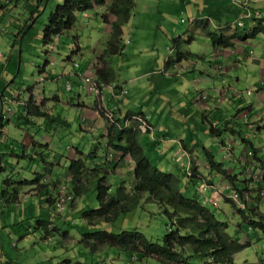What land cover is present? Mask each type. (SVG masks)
<instances>
[{"label":"rangeland","instance_id":"rangeland-1","mask_svg":"<svg viewBox=\"0 0 264 264\" xmlns=\"http://www.w3.org/2000/svg\"><path fill=\"white\" fill-rule=\"evenodd\" d=\"M63 2L64 0L41 1L33 22L29 21L30 13L22 8V3L17 7L16 2H11L12 7L4 13L5 19L2 21V27H6V23L12 20L19 21L21 25L26 24L28 27L21 40L23 43L21 60H18L21 42L17 44L18 55L14 59L15 68L11 79L14 80L12 93L13 95L17 92L22 94L23 104L20 103L18 107L11 104L7 107L14 114L12 119L14 124L21 120L25 121L23 131L10 129L9 133L0 138V264H65L66 261L69 264H96L101 261L106 264H159L153 258L138 260L115 248H107L103 252L91 255L80 243L84 233L95 229L112 233L137 229L150 241L161 242L167 234L168 221L160 213L156 204L145 202L146 195L133 211L113 224L99 223L91 228L81 218L82 212L99 206L94 183L96 172L106 177L107 185L111 190L118 180L127 190L133 183L134 162L129 156H125L117 162V166L113 167L110 164L113 159L105 160V152H109V149H104L106 135L112 124L100 113L99 103L95 101L96 97L88 93L85 86H79L80 80L74 76L70 78L63 76L65 74L69 76V71L75 69L74 64H91L97 56L96 53L103 51L110 32L109 27L101 19L106 8L88 11L87 17H84L82 13L77 14L75 29L62 36L61 46H58L57 50L53 49L45 53L47 49L43 47L41 40L44 26L50 12ZM31 3L27 1L24 4L36 6L35 0ZM0 9L4 8L0 7ZM102 11L103 14H101ZM255 11H258V17L249 21L248 12ZM198 13V18L202 15L206 19L195 20ZM210 18L211 21H209ZM200 21L207 23V29L212 33H222L225 37H230L234 33L244 36L255 24L259 26L264 21V0H135L131 21L123 28L124 49L121 54L110 58L109 64L120 83L127 82L128 78H137L142 75V86L139 92L130 94V100H125V105L121 104L119 99L114 98L110 101L116 103L123 115L127 112L137 114L140 109L150 114V105L154 110H156L155 107H159L157 109L159 112L151 121L159 137L171 142L173 147L180 149V153H182L180 143L190 151V162H196L197 165L196 177H192L195 181L197 180L196 188L204 182L217 187L216 191L208 193V196H211V202H216L217 207L207 202L206 206L214 213L217 220L230 223L228 234L233 236L238 230L239 223H243L238 213L243 203L246 202L249 209L264 214V201L260 196L264 187L258 185L260 182L256 183L263 173L259 169L257 171L260 173L253 171L254 166L251 167L248 164L251 160L247 153L243 154L241 151L242 144L235 142V139H238L237 136L234 138L226 131L222 122L217 127V130L221 131L219 136L209 131L210 123L215 120V117L210 114L215 106H219L224 114L222 118L225 122L227 120L225 113L235 109L234 102L238 101L237 104L243 105L242 103L246 100L256 101L255 93L261 78L259 72L261 69L264 70V64L252 63L246 57L247 54L242 56L233 54L231 59L219 56V51L215 50L222 51V48L212 46L201 29L203 23L200 24ZM238 23H242L243 27L238 28ZM7 31L8 35H3L1 38L12 44L14 26H7ZM71 34L78 35L82 55L77 57L76 53V58L70 64L65 60L77 46L74 45V38L69 36ZM233 40L238 41V39ZM262 48H264V40L259 35L250 39L247 47L238 44L234 53L246 49L255 53L257 57ZM4 49L5 47L2 48L3 51ZM176 49L185 55L190 54V59L164 73L165 62L169 58H175ZM234 61L237 69L233 67L224 79H217L215 84L211 85L210 83L201 84V79L199 81L201 77L202 80L208 81V75L211 77L214 75L217 78L220 73L223 74L221 67H228ZM47 62L48 65H46ZM96 63L97 58L93 67ZM43 69L45 73L42 74ZM192 69H197L198 72L192 71L186 74ZM52 72L58 75L57 82L47 81ZM174 75H178L179 79L174 78ZM91 76L94 77V75L85 77L91 78ZM51 85L54 91L49 94ZM68 85L71 91L66 89ZM108 87H102V99L106 106L109 102ZM194 89L205 90L206 94L202 91L195 92ZM31 94L33 98L51 99L48 102L40 100L35 103L40 104L43 101L41 110L49 116L52 114L58 121H66L68 124L62 125L59 122L36 117L25 119L24 107L27 106L26 103ZM56 96L60 97L61 105L55 104ZM127 96L128 90L124 98ZM216 96L222 97L224 102L216 103ZM150 98L152 102L148 104L147 100ZM78 100L87 107L84 118L81 114L83 112L76 106ZM73 103L74 106H72ZM202 104L209 107L206 108ZM243 111L245 112L246 109ZM7 113L10 111H6L4 116ZM157 115H161V122H156ZM202 116H210V119H207L209 123L205 122ZM20 117L23 118L20 119ZM38 123L42 125L38 127ZM131 124L133 125V122ZM253 132L255 133L254 130ZM146 133L152 134L153 128L148 129ZM146 135L141 132L143 139H146ZM142 143L146 147V141L142 140ZM158 146L157 151L163 149L162 143ZM77 149L83 154L80 155ZM205 149L214 155L216 161L224 165V169L231 176L236 177V187L244 191L240 204L234 201L226 202L235 190L230 188L224 176L214 172L212 174H215V177L208 174L210 170L205 164ZM91 150H94L97 165H90L86 154ZM155 154L157 152L146 153L154 166L166 173L175 172L170 170L169 166L163 170L161 164L155 160ZM192 156L195 161L192 160ZM256 156H258L257 153ZM255 158L252 159L254 165L264 163L261 157H258L259 160ZM71 160H82L87 167L86 176L78 183L86 190L75 198L68 171ZM184 162L186 164L185 160ZM190 165L191 163L185 167L184 171L174 174L180 178L184 177L183 173L191 171ZM38 175H41L40 185L44 184L43 189L25 185V181L31 183ZM15 190L18 192L20 190L18 201L9 203L10 194ZM45 190L48 192H44ZM41 192H44L43 195L52 202H47L44 197H41ZM214 192L222 194L215 198L210 195ZM54 195V200L71 196L72 201L70 203H66L69 200L64 201L57 211L53 207L52 196ZM260 209L262 211H259ZM65 210L68 211L67 215L63 213ZM56 212H59V216L51 222L47 235L37 221L48 220L47 214H56ZM48 221H51V218ZM238 237L242 244L248 243L250 246L234 255L235 264H264V237L243 226Z\"/></svg>","mask_w":264,"mask_h":264},{"label":"trees","instance_id":"trees-1","mask_svg":"<svg viewBox=\"0 0 264 264\" xmlns=\"http://www.w3.org/2000/svg\"><path fill=\"white\" fill-rule=\"evenodd\" d=\"M27 1L31 3L33 0H8L7 2L10 4L11 2H16L18 4L17 7L22 3V8L30 13L29 21L33 22L35 15L39 11L37 9L41 6V1L45 2L47 0H35L36 6L30 4L26 6L24 3ZM102 7L106 8V12L101 15V19L109 27L110 32L109 39L102 53L97 57V63L93 70L94 76L100 85H111L115 82V72L109 64V60L113 56L121 54L124 49L123 28L131 21L135 9V0H64L61 5H57L55 10L50 12L41 40L43 47L47 49L45 53L53 51V49L57 50L59 45L57 39L61 41L62 36L72 31L77 23V14L102 9ZM202 23L201 29L205 37L210 40L213 47L222 49H233L235 46L233 39L241 41L254 38L264 31L261 26V23H264L263 21L244 36L234 33L230 37H225L222 33L208 31L207 23L204 24L203 21H200V24ZM27 27H25L23 33H25ZM75 48L67 59H70L71 56L79 51V47L75 46ZM176 52L175 58H169L165 62L164 68L166 70L190 59V54L185 55L177 49ZM46 65H48V62ZM26 105L24 107V117L27 120L29 117H36L67 125L66 122L58 121L57 118L51 117L48 113L41 110L43 101L40 104H36L33 96L28 98ZM209 117L205 116L202 118L209 123L207 121V119H210ZM123 120L116 116L115 124L119 126L111 125L108 128L104 149H109L111 152L113 160L110 161V164L113 167L117 166V162L125 156H129L133 160V183L126 190L125 186L118 180L111 190L107 185L106 177L100 176V173L96 172L97 176L94 183L99 206L96 209L82 212L81 218L91 228H94L99 223L113 224L122 216L133 211L146 195L145 202L156 204L160 213L167 218V234L161 242H152L137 229L119 233L95 229L84 233L80 241L91 255L103 252L107 248H115L120 252H125L138 258V260L153 258L159 264H235L234 255L250 246L248 243L242 244L240 242L238 236L242 231V226L264 237V214L254 209H249L246 202L242 204V209L238 210L243 220V223H239L238 230L240 232L236 230L233 236L228 234L230 223L216 219L214 213L206 206L204 197L200 195L198 188H196L195 182L197 180L195 181V178L192 177H196L197 165L193 161L190 162L191 175H193L191 177H187V174L183 173L184 177L180 178L177 174L160 170L144 154L140 144L141 131L137 128V124L135 126L122 127ZM219 120L216 121L217 124L215 126L213 125L215 120L210 123L209 131L212 134L220 135L221 131L217 130L220 122L224 124V129L230 134L234 135L236 133L231 130L232 128H227V123L225 124L227 121L224 122V119ZM251 149L255 155L257 150L253 146ZM77 151L80 155L83 154L82 151L78 149ZM93 152L94 150H91L86 155L89 158L90 165H97L95 153ZM107 152H105V155ZM205 154V163L208 165L209 170L224 176L228 180L230 188L239 194L240 202L244 191L236 187V177L231 176L224 169V165L215 160L211 152L205 149ZM260 167L262 166L260 165ZM68 171L73 185V197L75 198L86 190L78 183L86 176L87 167L82 160H71ZM40 179L41 175H38L33 182L25 181L24 183L25 185H30V187H38L40 190L44 187V184L40 185ZM19 192L15 190L14 193L10 194L9 203L18 201ZM44 192L47 193L48 191L45 190ZM44 192L41 193L43 194ZM207 198L211 199V196L207 195ZM52 200L54 202V210L58 211L57 203L59 199ZM71 201L72 197L70 196V200L66 203ZM47 202L52 201L47 200ZM226 202L230 203L233 201L227 198ZM56 216L59 215L57 214ZM51 217V221H48L49 219L43 221L39 219L37 221L44 228L47 235L51 222L58 218L54 217V215ZM51 231H53V228H51ZM65 264H69V262L66 261ZM96 264L106 263L101 261Z\"/></svg>","mask_w":264,"mask_h":264},{"label":"crops","instance_id":"crops-1","mask_svg":"<svg viewBox=\"0 0 264 264\" xmlns=\"http://www.w3.org/2000/svg\"><path fill=\"white\" fill-rule=\"evenodd\" d=\"M7 1L8 0H0V7L4 8V9H0V138L5 136L7 133H9L10 129H16L18 131H20V130L23 131L22 127L24 126L23 124L25 122V121L21 120L18 123L14 124L13 121H12L14 114L12 113V110L7 109V107L10 106L11 104L13 106H17V107L20 106V103L23 104V102H21L22 94H18L19 92H17L16 95H13V93H12V91H13L12 84H13L14 80L12 81L11 79H12V71L15 68L14 59L18 55V50H17L18 42H21V48H20L18 60L22 59L23 43H22L21 40L23 38V35H24L23 32H24V29L26 27V24L25 25H21L19 23V21H17V22L13 21V20L9 21V22L6 23V25L9 26V27L10 26H14V28H15V31L12 33L13 42L11 44L10 41L6 42V41H4L1 38L3 35H8V33H9L7 31V26L6 27H2V21L5 19V14L4 13L6 11H8L12 7L11 4L8 3ZM6 3H7V5H6ZM235 10H236V8H235ZM82 14L85 15L84 17H87V13H82ZM101 14H103V11H102ZM196 16H197V18L195 20H201V19L205 18V17L203 18L202 15H201V17L198 18L199 13ZM209 21H211V18L209 19ZM249 21H251V20H249ZM254 24L255 23L252 21V25H254ZM256 26H258V25L255 24L251 29L255 28ZM261 26H262V30H264V28H263L264 24H262ZM75 27H76V25H75ZM75 27H74V29H75ZM220 28L222 30V27H220ZM2 30H4L5 32H2ZM259 35L264 40V31H263V33H260V34L256 35L255 37H257ZM69 36L74 38V40H73L74 41V45H77V47H79V51H77V55L76 56L77 57L81 56L82 55V50H81V47H80L78 35L77 34H71ZM250 39H253V38H250ZM250 39L241 40V41H234L235 42V46H234L233 49H221L222 51H220V50H215V51H219V54H220L219 56L225 57L227 59L233 58L232 57L233 54H237V55L240 54L241 56L247 54L246 57L248 59H250L252 61V63L259 64V65L260 64H264V48H262L261 51H259V54L257 55V57H255V55H254L255 53H253L251 51H247L246 49H243L241 52L236 51L237 53H234V51L236 49V46L238 44H242V45L247 47L248 46V41ZM57 42H59L58 46H61L60 40L57 39ZM4 47H5V49H4L5 51L2 50V48H4ZM223 50H225V51H223ZM101 53H102V50L98 51L96 53V55L98 56ZM76 56L73 55V57H70V60L66 58L65 61L67 63L71 64L73 62V59L76 58ZM97 56H95V59L97 58ZM95 59H93L92 63L89 64V65H87V63L85 65L78 64V67L75 68L77 70H75V69L72 70L71 69L69 71V73H68L69 76H66V74L63 75L62 73H61V76L63 75L65 78H70V77L74 76L78 80H80L81 84L79 86H83L82 78L85 77L86 75H94V73H93V63L95 62ZM235 61H236V59H235ZM235 61L232 62V64L230 66H228V67L222 66L221 70H223V74L220 73V75L217 78L214 75L212 77L208 75L209 80L208 81H204V80H202V77H201V75L199 73V77H201V78H199V81L201 79V81H200L201 84L210 83V85H211V84H215L214 82L217 79H224L225 77H227V73L229 71H231V69L233 67H235V65H234ZM179 65H181V64H179ZM175 67H172V68H175ZM172 68H170V69H172ZM235 68L237 69V66ZM170 69L166 70L164 68L163 72L165 73V71H168ZM192 71L193 72H198L197 69H192L190 71H187L186 74H188V73H190ZM90 72H92V74H89ZM43 73H45V69H43L42 74ZM259 73L261 75V78H260V82L258 84L259 88L256 91L257 93H255L256 101H254L252 99L251 100H246V101H244L242 103L243 105H239V104H237L238 101L235 100L236 102L233 103L236 106V107L235 106L233 107L235 109L234 110L231 109L230 113L229 112L225 113V115L227 117L226 121H228V122H225V124L227 123L226 124L227 128H232L231 130H234L235 132L239 131V133L237 132L236 135H232V136H234V138H236L235 136H237V138L239 139V140L235 139V142H236V144H237V142L242 144L241 151H243V154H245L248 151H251L252 150L251 147L253 146V148L257 150L258 156H256V153H255L256 158L258 159V157H261L262 160L264 161V70L261 69V72H259ZM57 76L58 75L56 73L52 72L49 75L47 81L48 82H52V81H54V82L56 81L57 82ZM141 76L142 75L138 76L137 78H132V79L128 78V80H127L128 86H127V82L120 83V80H117L116 76H115V83L112 85V87L117 85L118 86L117 89L124 88V90L126 91V94H127V90H128V96L127 97H125V98L124 97L117 98V99H120L121 104L125 105L126 104V103L124 104L125 100H130L129 99L130 94H136L137 92H139V89L142 86V83H141L142 82L141 81L142 77ZM174 78L179 79V76L178 75H174ZM157 80H158V78H157ZM194 82L196 84V81H194ZM9 83H10V85H8ZM129 86H131V88H129ZM49 88H50L49 89V94H50V93H52L54 91V87H53V85H51ZM112 90L113 89L109 86L108 87V91L109 92H108V95H107L109 102L107 103V108L113 110L114 113L116 114V116L120 117L122 120L123 119L125 120V118L127 116L133 115L134 113L127 112L125 115H123L121 109L119 107H117L116 103L110 101L111 99H113L112 98L113 97ZM114 90H115V92L118 91L116 89H114ZM194 90H195V92L196 91H202V92H205V94H206L205 90H202V89H197V90L194 89ZM249 94H251V93L249 92ZM30 96H33V95L31 94V95H29V97ZM151 98H150V100H147L148 104H149V102L150 103L152 102ZM34 100L35 101L47 100V102H48L51 99H48V98L40 99L38 97H34ZM219 101L220 102H224V99L222 97L216 96L215 102L216 103H220ZM225 101L230 102V100H225ZM55 102H56L55 104L61 105L60 104L61 103L60 97L56 96ZM202 105H205V104H202ZM216 105H218V104H216ZM53 106H55V105H53ZM72 106H74V103L72 104ZM76 106L80 108L81 112H83L81 114L83 115V118H84L85 114L87 113V107L83 103H80L79 100H78ZM113 106L117 107V109H114ZM207 107H209V106H206V108ZM155 108H156V110H154V108L150 105V107H149L150 114H147V112L145 110H143V109H140L137 112V114L140 113L142 116H144L145 120L149 123V125L153 127V133L152 134L144 133V134H147L146 135V139H143L142 136L140 137V144H141V146L143 148V151H144L145 155L148 152H150V153L157 152V154H155V160L157 161V163L161 164V166L163 167V170H166V168L169 166L171 168L170 170H175V172L173 171V173H180V171H184L185 167H187L190 164V161H191L190 160L191 159L190 158V155H191L190 151H188V149L186 148V146L184 144L180 143V148L182 150V153H180L179 152L180 149H176L175 147H173L171 145V142H168L165 139H162V138L159 137V135H158L159 133H157V130H156L155 126L151 123L152 119H154V115L159 112L157 110L159 107L158 108L155 107ZM245 109H246V111L244 112L243 110H245ZM5 110L6 111H10V113H7L6 116H4V113L6 112ZM50 115L52 117H54L52 114H50ZM210 115L211 116L212 115L215 116V122L218 119H224V118H222V115H224V114L220 111L219 106H215L212 109V112H211ZM216 116H217V118H216ZM150 117H151V119H150ZM202 117H205V116H202ZM22 118L20 117V119H22ZM161 120H162L161 115H157L156 116V122H161ZM41 125H42V123H40V124L38 123V127H40ZM44 125L46 126L45 123H44ZM47 126H49V125H47ZM253 130L255 131V133L253 132ZM97 132H100V130L99 131L97 130ZM142 140L146 141V147H144V145L142 143ZM100 142H101V140H100ZM161 143L163 144V149L160 150V151H157L158 148H159L158 145L161 144ZM22 144L24 145V139H23ZM44 144H46V143H44ZM260 155H262V156H260ZM183 158H185V159H183ZM184 160L186 161V164H184L185 163ZM192 160H194V157H193ZM195 163L196 162H194V164ZM260 165L262 167H260ZM257 169L262 170L261 173H263V174H261L262 176H259L260 179H259V181H256V183L260 182L259 185L264 187V164L261 163V162L258 163V165H255L253 171L259 172V171H257ZM208 174L212 175L211 177H215V174H212L211 171L208 172ZM41 197H44V199H46L45 198L46 196H44L43 194L41 195ZM54 198H55V195L52 196V199H54ZM259 211H262V210L260 209ZM63 213H64V215H67L68 211L65 210V212L63 211ZM57 214L58 213H56V214L48 213L47 215H48L49 218L48 217L47 218L50 219V218H52L51 216H53V215H54V217H57L56 216Z\"/></svg>","mask_w":264,"mask_h":264},{"label":"built area","instance_id":"built-area-1","mask_svg":"<svg viewBox=\"0 0 264 264\" xmlns=\"http://www.w3.org/2000/svg\"><path fill=\"white\" fill-rule=\"evenodd\" d=\"M257 17L258 16V12H254L251 13L249 12L247 14V17ZM239 26H241V24H239ZM2 32H5L4 30H2ZM83 81V86H85V89L87 90L88 93L93 94L96 99L95 101L99 103L98 108L99 111L103 113V115L106 117V119L109 121L110 124L115 125V126H119L117 124H115V116L114 113L107 109L103 99H102V87L104 85H100L94 78H89V77H83L82 78ZM112 90V94H113V98H121L124 97L126 94V91L124 90V88H121L119 92L115 93L114 89L115 87H111ZM67 90H71L70 86H66ZM100 100V101H99ZM133 124H137V128L143 132L146 133L148 131V129H151L152 127L149 125V123L145 120L144 116L142 115H132L130 117H128L126 120H124L123 122V126L122 127H130ZM112 154L110 153L108 155V158H111ZM248 156H252V152H248ZM188 176H191L190 173H188ZM217 187L213 186V185H209L207 183H202L200 185V187L198 188V191L200 192V194L204 197V201L207 203H210L213 207H217L216 202H211V199L207 198V195L209 193V191H216ZM219 194L222 193H218V192H214L213 195L215 198L219 196ZM260 196L263 197L262 199L264 200V191H262L260 193ZM229 199H231L234 202H237L238 204L239 202V194L237 192H233L232 196L229 197ZM70 200V197L68 198H61L58 203H57V208L60 209L62 203H64V201Z\"/></svg>","mask_w":264,"mask_h":264},{"label":"clouds","instance_id":"clouds-1","mask_svg":"<svg viewBox=\"0 0 264 264\" xmlns=\"http://www.w3.org/2000/svg\"><path fill=\"white\" fill-rule=\"evenodd\" d=\"M243 8H244V6H243ZM255 12H258V11H255ZM249 13V12H248ZM252 13V12H251ZM260 15V14H259ZM85 16V15H84ZM258 17V16H257ZM260 17V16H259ZM248 18H250V20H252V18H256V17H248ZM239 24H241V26H239ZM238 25V28H242L243 27V25H242V23H238L237 24ZM256 28V27H255ZM254 29V28H253ZM253 29H251V31L253 30ZM74 67L75 68H77L78 67V64H74ZM91 78H94L95 80H96V78H95V76L93 77V76H91ZM97 81V80H96ZM115 83V82H114ZM113 83V84H114ZM113 84H111V85H104L103 87H108V86H110V87H112V85ZM113 87H115V89H117L118 88V86H113ZM120 91V88L118 89V91L117 92H119ZM114 92H115V90H114ZM117 92H115V93H117ZM126 95V94H125ZM113 98V97H112ZM114 99V98H113ZM115 99H117V98H115ZM120 100V99H119ZM106 106V105H105ZM106 108H107V106H106ZM99 109V108H98ZM107 109H109V108H107ZM109 110H111V109H109ZM113 113H114V111L113 110H111ZM102 115H103V113L102 112H100ZM134 115V114H133ZM104 116V115H103ZM114 116H115V118H116V114L114 113ZM130 116H132V115H130ZM129 116V117H130ZM215 125L217 124V122L216 123H214ZM134 126L136 125V124H133ZM152 127V126H151ZM153 128V127H152ZM149 133V132H148ZM106 146V145H105ZM248 152H250V151H248ZM248 152H246L247 153V156H248ZM251 152H252V156H248V158L251 160L250 162H249V165L251 166V167H255V165H254V163H253V161H252V159L254 158V153H253V151L251 150ZM108 153L110 154L111 152L109 151V152H107V154L104 156L105 157V160L106 159H112L113 157L111 156V158H107V156H108ZM257 165V164H256ZM254 169V168H253ZM188 173H190L191 174V171L190 172H188ZM188 173H186L187 174V177H188ZM192 176V175H191ZM44 180H46V179H44ZM43 180V181H44ZM42 181V182H43ZM41 183V182H40Z\"/></svg>","mask_w":264,"mask_h":264}]
</instances>
